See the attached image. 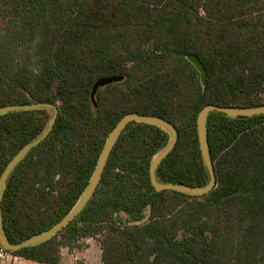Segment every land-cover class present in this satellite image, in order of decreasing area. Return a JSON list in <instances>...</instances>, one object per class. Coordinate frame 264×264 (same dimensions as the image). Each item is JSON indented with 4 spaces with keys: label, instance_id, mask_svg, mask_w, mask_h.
<instances>
[{
    "label": "trees",
    "instance_id": "16d2710c",
    "mask_svg": "<svg viewBox=\"0 0 264 264\" xmlns=\"http://www.w3.org/2000/svg\"><path fill=\"white\" fill-rule=\"evenodd\" d=\"M0 16V107L59 102L51 130L5 181L0 216L12 244L69 212L125 113L161 116L177 131L158 181L202 186L209 173L200 109L264 105V0H0ZM189 55L204 66V84ZM177 74L187 87L172 120L167 90ZM110 75L125 78L98 88L95 107L92 85ZM118 85L131 90L124 112L103 110ZM156 85L166 93H155ZM51 116L49 107L0 114V173ZM206 131L216 177L207 193L155 189L150 161L169 134L131 120L82 210L50 238L12 253L58 264L61 246L97 237L103 264H264V113L211 111Z\"/></svg>",
    "mask_w": 264,
    "mask_h": 264
},
{
    "label": "water",
    "instance_id": "95a60500",
    "mask_svg": "<svg viewBox=\"0 0 264 264\" xmlns=\"http://www.w3.org/2000/svg\"><path fill=\"white\" fill-rule=\"evenodd\" d=\"M187 59L197 68L200 74L201 83L204 84L205 69L201 61L194 55L187 56ZM124 78H125L124 75H110V76H102L96 79L92 85L91 92H90V99L92 101V104L95 107L97 106L95 95H96L98 88L106 86L113 82H120ZM37 107L51 108L52 110L51 120L47 128L45 129V131L39 137H37L33 141L24 145L21 149H19L14 154V156L8 161V163L5 165L4 169L0 173V201H1L3 188L5 185V181L9 173L15 167V165L19 162V160H21V158L26 154V152L31 147L39 143L48 134L58 114V107L54 104H48V103H32V104H22V105L13 104V105H7V106L0 107V114L8 112V111H13V110H24V109H32V108H37ZM211 111L222 112L230 116H247L248 117L252 115L263 114L264 105L254 106V107H239V106L235 107V106H221L217 104H207L200 109L196 117V129H197L199 148L201 151L203 163L206 166L208 173H209V181L205 185L197 186V185L171 183V182L164 183V182L158 181L155 175V170L157 166L159 165V163L161 162V160L172 150L175 142L177 141V137H178L177 131L174 125L170 121H168L167 119L161 116L141 114L138 112H129L127 114H124L118 120L116 125L109 131L105 139V143L99 153L95 168L89 179V182L87 183L83 192L77 199L76 203L69 210V212L61 220H59L56 224H54L51 228L41 233H38L24 240L23 242L19 244H12L8 240V238L6 237L4 233L1 216H0V245L9 251L15 252L23 247L39 243V242H42L50 238L51 236L56 234L62 227H64L69 221H71L74 218V216L82 210V208L85 206L87 201L92 196L100 180L101 173L104 169L107 158L110 154V151L117 137L119 136L124 126L131 120H135L138 122H145V123L159 126L165 131H167L169 134V140L167 144L161 150H159L152 157L150 161L149 176H150V181L155 189L175 190V191H180V192L193 194V195H201V194L207 193L216 184L214 166H213V162L210 157L209 150H208L207 131H206L207 115Z\"/></svg>",
    "mask_w": 264,
    "mask_h": 264
},
{
    "label": "rangeland",
    "instance_id": "374dc122",
    "mask_svg": "<svg viewBox=\"0 0 264 264\" xmlns=\"http://www.w3.org/2000/svg\"><path fill=\"white\" fill-rule=\"evenodd\" d=\"M4 22H5V18L0 16V32L2 31ZM170 77H171L170 82L168 84L169 89L167 90V93L170 96L171 103H173L172 106L174 109L173 111L174 113L172 114L171 117V119L173 120L175 116L178 114V111L180 109V105H181L180 93L184 88L186 89L187 79L184 78L181 74L172 75ZM153 90H155L154 91L155 93L158 92L166 93V89L160 85H156L153 88ZM130 96H131V90L128 87L124 85H118L117 88L115 89V93L111 95L106 102H104V104L102 105V109L109 110L111 112H124V108L126 104L131 99ZM138 102L141 101L139 100ZM54 105L58 107L59 102L56 101V104ZM129 112H135V111H129ZM76 244H79L80 247L75 246L74 248L70 249V250L74 249L75 251H72L73 254H77L79 257L76 260L75 264H78V262L80 261H82L84 264H103L101 261V248L97 240V237H82L79 239V241L76 242Z\"/></svg>",
    "mask_w": 264,
    "mask_h": 264
},
{
    "label": "clouds",
    "instance_id": "9594fccd",
    "mask_svg": "<svg viewBox=\"0 0 264 264\" xmlns=\"http://www.w3.org/2000/svg\"><path fill=\"white\" fill-rule=\"evenodd\" d=\"M124 215L122 210H118V213H114V215ZM60 254L61 256H64L68 253V247L67 246H61L60 247ZM75 251V250H73ZM78 256H74L71 259H78ZM10 259L12 260L13 264H29V261L25 260L23 257L16 256V257H9V255L2 250H0V264H9Z\"/></svg>",
    "mask_w": 264,
    "mask_h": 264
},
{
    "label": "crops",
    "instance_id": "0c3cea01",
    "mask_svg": "<svg viewBox=\"0 0 264 264\" xmlns=\"http://www.w3.org/2000/svg\"><path fill=\"white\" fill-rule=\"evenodd\" d=\"M73 250H70L68 248V253L67 254H65L64 256H61V254H60V261H59L58 264H75L77 259H71L72 257H74L72 255L73 254V252H72ZM76 256H78V255L76 254ZM25 260L29 261V264H42V263H38V262H35V261H32V260H28V259H25ZM9 264H13L11 259L9 261Z\"/></svg>",
    "mask_w": 264,
    "mask_h": 264
},
{
    "label": "built area",
    "instance_id": "2783aa9c",
    "mask_svg": "<svg viewBox=\"0 0 264 264\" xmlns=\"http://www.w3.org/2000/svg\"><path fill=\"white\" fill-rule=\"evenodd\" d=\"M0 250H2L3 252L7 253V254L9 255V257H16V256H18V255H16V254H13L12 251H9V250L5 249V248L2 247L1 245H0ZM72 255H73V256H76V254H72ZM20 257H21V256H20Z\"/></svg>",
    "mask_w": 264,
    "mask_h": 264
}]
</instances>
